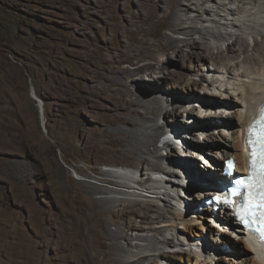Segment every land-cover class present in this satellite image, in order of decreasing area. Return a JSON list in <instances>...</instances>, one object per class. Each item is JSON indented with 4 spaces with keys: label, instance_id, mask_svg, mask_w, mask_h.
Listing matches in <instances>:
<instances>
[{
    "label": "rangeland",
    "instance_id": "1",
    "mask_svg": "<svg viewBox=\"0 0 264 264\" xmlns=\"http://www.w3.org/2000/svg\"><path fill=\"white\" fill-rule=\"evenodd\" d=\"M203 1L200 8L204 7L206 13L202 9L197 11L198 0H193L188 6L193 15L201 14L202 20L197 25L203 32L192 35V39H198L196 46L185 47L184 51L191 54V57L182 58L179 55V42L174 44L168 54L170 68L190 80L186 84L188 87L198 90L195 93L192 90L185 92L179 86V97L169 90L156 89V92H151L149 88L152 80L147 71L142 74L144 79L141 82L144 83L141 84L146 89L147 98L157 96L164 109L178 108L179 114L158 116L156 123L164 127L162 131L171 130L167 127L169 122L185 128L175 134L177 140L185 143L196 142L193 138H200L202 145H208V149L215 152L214 158L220 165L217 167L222 168L225 160L221 156L224 153L213 147L217 141L212 144L206 141L207 134H201L204 130L197 127V118L194 114L184 113V110L189 107L196 108V113L203 116L215 114V110L207 112V108H202V103L191 97L211 98V94L216 97L222 94L223 97L228 96L237 108L243 107L233 90L225 92L228 86L221 88L218 82L210 86L211 89L207 88L217 79L224 80L219 73L209 70V67L219 60V50H225L227 43L223 44V49H219L223 42L205 37L204 33L212 26H233V19H243L245 16L244 12L236 10V0H201ZM140 2L141 0H0V264H54L60 256L56 239L58 230H61L59 228L67 220L64 214L69 203L71 184L64 178L65 185H62L55 178V166H60L68 173L72 184L88 182L109 190L107 193L96 194L97 199L108 197L131 205L142 202L162 209L168 200L170 204L166 209L173 213L179 212L188 221L183 223V220H177L175 224L160 219L145 225L138 233L143 239L121 241L123 246L127 243L129 245V252L120 257L122 261L143 257L142 264H169L167 261H155L161 250L173 253L176 264H205V260H208L206 264H215L220 257L223 258H220L218 264H228L224 257L234 255L238 260L255 257L254 253L248 252L244 247L245 241L242 239L247 236L243 232H233L223 222L226 217L222 211L215 214L211 209H206L202 205L206 197L203 200L197 199L203 191L211 188L199 175L221 173V170L216 171L204 165L202 161L210 160H206L202 152L195 150L204 155L200 156L201 160L191 156L181 157L179 154H183V150L190 155L189 149L172 141L170 135L164 136L162 143H159V156H166L164 144L168 142L172 146L173 156L194 161L199 174H186L180 166L174 165L171 168L168 160L163 157L165 169L177 172L175 176H171L168 172L155 173L147 165L144 170L135 168L114 153L95 148L96 128L110 117L118 99L113 92L108 93L104 99L97 90L96 86L103 82L99 79L103 63L94 55L93 50L95 47H104L110 50V61L117 59L123 42L117 36L118 29L129 25L135 18ZM224 2L228 5L215 7ZM230 8L235 10L234 14H231ZM244 8L247 10L245 15H250L258 7L253 4ZM216 11L221 14L216 15ZM181 16L183 22H188V16ZM221 18L223 23L218 22ZM216 31L220 32L219 29ZM245 31L251 33L253 30ZM165 32L173 38H186L181 33L174 34L169 30ZM245 37L250 44V54L260 55L253 48L256 40L263 42L262 36L254 33V36L252 34ZM208 46L212 47L214 59H210ZM233 54L236 53L229 52V55ZM123 66L129 68L127 64ZM137 87L133 83L130 89L137 91ZM31 88L40 101L31 97ZM189 92L191 96L188 95ZM231 111L226 114H232ZM218 120L222 122L221 119H214V116L210 118L214 124L209 127V132L214 138L223 139L222 123L220 122L221 126L215 124ZM149 158L150 161H157L155 156ZM198 165L202 171L198 169ZM78 170L84 173H78ZM103 174L106 179L102 177ZM169 178L176 182L170 184L167 182ZM122 181L127 182L126 186L120 184ZM177 181L182 185L178 186ZM187 197L192 199L188 200ZM193 198L196 199L197 209L188 208V203L194 204ZM180 201L184 202L181 204ZM213 219L220 220L214 222ZM115 220L125 226L118 217ZM102 221L110 230L125 234V230L119 229L110 218ZM236 225L238 226L237 223ZM167 238L172 241L170 244L165 243ZM152 241H157L158 249L155 251L149 247ZM206 241L219 247L216 252L208 251L210 257L203 251ZM196 253L201 254L199 263H196L195 257L192 261L187 259L189 254Z\"/></svg>",
    "mask_w": 264,
    "mask_h": 264
},
{
    "label": "bare ground",
    "instance_id": "2",
    "mask_svg": "<svg viewBox=\"0 0 264 264\" xmlns=\"http://www.w3.org/2000/svg\"><path fill=\"white\" fill-rule=\"evenodd\" d=\"M192 1L193 0H141L137 10L138 12L130 24L122 27V29L117 28V36L123 40L117 59H115V61H110L108 59L110 50L104 47L94 48V55L96 54L103 63V72H101L99 76V79L103 82L96 86L97 90L104 99L106 95L111 92L115 93L118 99V102L112 109L113 112L110 117L96 128V150L108 153L112 152L114 155L127 161L128 165L138 169L141 168V170H144V167L147 165L151 166V170L155 173L161 174L168 172L171 176L177 174L174 169H172L173 171H167L165 169L162 163L164 156H159V143H162L164 136L170 135L171 138V136H174L185 128H181L177 124L172 125L167 121L169 122L167 123V127L171 130L164 132L162 131L164 127H160L156 123V120L158 121V116L161 114L165 116H170L171 113L177 114L178 108L174 107L172 110L164 109L157 96L152 99L147 98L146 89L141 84L144 82L141 81L144 79L142 74L144 71H147L152 80L151 87L149 88L151 92H156V89L157 91L169 90L172 94L174 93L175 96L179 97V95H177L178 92H180L178 91L179 86H181L185 92L192 90L193 93H195L194 91L198 90L195 87H188L186 84H188L187 82L190 80L182 73L174 72L172 67L170 68V62H168V54L177 42L180 44L178 50L179 55L182 58H190L191 54L184 51L185 47L189 45L196 46L198 39H192V35L203 33L197 25V22L201 19V14L193 15L192 12H190V7H188ZM210 1L214 2L215 0ZM236 1L238 2V8L236 10L244 12L243 14L245 17L243 19H233V26L227 25L226 28L212 26L208 28V32L204 33L205 37H211L214 40L223 42L219 46V49H223V44L227 43L225 50H219L221 51L219 52V60L209 67V70L215 72V74L219 73L220 78L224 80L217 79L211 82V85L207 88L211 89L210 86H214V83L218 82H220L221 88L228 86L225 92L233 90L237 95L236 97H239V101L243 107L237 108V105H234L230 101V97H223V94L219 97H216L215 94H211V98H208V96H191L189 92L188 95L196 98L198 102L202 103V108H207V112L215 110L216 113L205 114V116H203L199 114V112L196 113V108L189 107L184 110V113L190 115L194 114L197 118V127L204 130L201 134L204 136L207 134L206 139L204 138L206 141L211 142V144L217 141L216 144H213L215 145L213 147H217V150L224 153L221 159L226 161L230 157L236 158L238 164V173H236V175H238L239 173L248 172L246 131L253 119L260 112V109L264 107V0ZM203 4L204 1L201 2V0H198L197 11L200 12V9H202L206 13L207 11L204 7L200 8ZM253 4L258 7L256 12L245 15L247 10H245L246 7L244 8V6ZM227 5L228 4L224 2L221 3V5H217L218 7H215L220 8L221 6L225 7ZM230 10L231 14H234L235 10L233 8H230ZM215 13L216 15L221 14L218 11ZM182 14L188 16V22L182 21ZM222 19L223 18L219 19L218 22L223 23ZM216 29H219L220 32L216 31ZM223 29L225 30L224 32ZM246 29L248 31H253L251 33H246ZM166 30L174 34L181 33L185 35L186 38H173L165 32ZM254 33L261 35L263 39L262 43L258 40L255 41L253 51L260 53L258 56L250 54V44H248V39L245 37V35L252 36V34L254 36ZM208 50L210 52V59H214L212 47L208 46ZM229 52H235L236 54L229 55ZM124 64L129 65V68H125L123 66ZM133 83L136 84V86L138 85L137 91H132L130 89ZM231 86L233 88H230ZM230 110H232V114H230L231 112L229 113L230 115H228V113L226 114V112ZM212 116H214L216 120H222V122L218 120L215 124H217V126L222 125L221 129L223 133L221 130L220 133H222L223 139L222 137L214 138L212 133L209 132V127L213 125L215 121H210ZM225 118H227V120ZM220 122L222 123L221 125ZM182 137L188 138L185 135H182ZM174 140L175 139L172 141ZM193 141L196 142H183L184 147L189 149L190 155H188L186 150H183L184 153L179 155L181 157L191 156L199 160H201L200 156L205 155L206 160H210V162L207 161V163L202 161L204 165L210 166L211 169L216 171L221 170V173L210 172L209 174L203 173V175L197 174L195 162L174 157V154H172V146H170L168 142L164 144L167 151L164 159L166 158L168 160L171 168L180 166V168L185 170L186 174L191 173L195 176L199 175L202 180L208 183L209 187H211L210 190L203 191L197 197V199L203 200V198H207V196H212L216 188L221 185L220 182L228 183L236 175L233 177H225L223 175L225 164L222 168L217 167L220 165L214 158L215 152L211 148L208 149V145H202L200 143V138L197 137L196 139L195 137ZM221 142L224 144H221ZM195 150L202 152L204 155L196 154ZM150 156H155L157 161H150ZM188 170L189 172H187ZM55 171V178H58L57 180L60 181L62 185H65L64 178H66L71 186H69L70 192L68 194L69 203L67 204V210L65 209L66 213L64 214L67 220L64 221L62 228H59L61 230H58V238L56 239L60 249H57L60 251V256L57 254L58 259L54 264H142L144 263L143 257L133 261H122L120 259L121 256L129 252L128 243L126 246H123L121 241L128 242V240H132L133 238L143 239L144 237L138 233L145 228V225L151 222L153 223L156 220L162 219L163 222H173L175 224H177V220H180V222L183 220V223L187 221L179 212V214L173 213L171 210L166 209L170 204L168 200L165 204V208L162 209L158 206L154 207V204H149V206L147 203L145 204L142 202L131 205L127 202L108 197L97 199L95 197L96 194L107 193L109 190L105 187L88 182L72 184L68 178V173L61 169L60 166H55ZM78 173L83 174L84 171L78 170ZM102 177L106 179L105 174H103ZM167 182L174 184L176 181L169 178ZM126 183L125 181L120 182L123 186H126ZM177 183L178 186L182 185L180 181H177ZM226 196V194L219 195V197ZM187 199L191 200L192 197H187ZM193 200L194 204L188 203V208L197 209L195 207L197 203L196 199L193 198ZM180 202L182 204L184 201ZM230 206L233 209L235 207V205L232 204ZM221 208L223 215L226 217L223 222L229 225L233 232L242 233V230L236 225L237 222L228 216V208H226V213H224V206H221ZM211 210L213 211L212 208ZM115 217H118L119 221L124 222L125 226L120 222L118 223ZM104 218H110L119 229L123 228L125 230V234H120L107 228L102 221ZM217 220L220 219H213L214 222ZM192 223L194 222L192 221ZM133 232L136 234L134 235ZM242 240L245 241L244 247H246L248 252L251 251V253H254L255 257L240 258L241 260H238L234 255H232V257L227 256L224 257L227 263L264 264V243H260L252 235H248L246 239L243 238ZM170 242L172 241H169L168 238L165 240L166 244H170ZM149 247L154 251L157 250V241H152ZM239 247L242 248L241 246ZM218 249V246L215 247L208 241L203 244L205 255L208 254L209 250H211L210 252H216ZM210 252L208 254L209 257ZM170 253L171 252L167 250L159 251L155 261L157 263L160 261H167L169 264H176L172 257L173 253ZM194 255L189 254L187 259L189 258V260L192 261V258L195 257L197 259L196 263H199L201 254L196 253ZM220 258L222 259L223 257ZM220 258L218 261H221ZM207 261L208 260H205V264ZM218 261H215V264H218Z\"/></svg>",
    "mask_w": 264,
    "mask_h": 264
},
{
    "label": "water",
    "instance_id": "3",
    "mask_svg": "<svg viewBox=\"0 0 264 264\" xmlns=\"http://www.w3.org/2000/svg\"><path fill=\"white\" fill-rule=\"evenodd\" d=\"M31 97L35 100V101H40L39 99H38V97L36 96V94H35V91H34V89L33 88H31Z\"/></svg>",
    "mask_w": 264,
    "mask_h": 264
},
{
    "label": "trees",
    "instance_id": "4",
    "mask_svg": "<svg viewBox=\"0 0 264 264\" xmlns=\"http://www.w3.org/2000/svg\"><path fill=\"white\" fill-rule=\"evenodd\" d=\"M198 169H199L200 171H202V169H201V166H200V165H198Z\"/></svg>",
    "mask_w": 264,
    "mask_h": 264
}]
</instances>
